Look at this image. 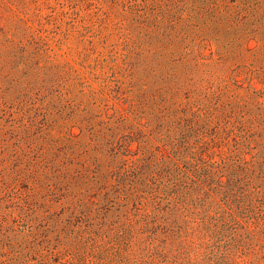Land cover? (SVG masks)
Masks as SVG:
<instances>
[{"label":"rangeland","instance_id":"obj_1","mask_svg":"<svg viewBox=\"0 0 264 264\" xmlns=\"http://www.w3.org/2000/svg\"><path fill=\"white\" fill-rule=\"evenodd\" d=\"M260 1L0 0V264H264Z\"/></svg>","mask_w":264,"mask_h":264},{"label":"trees","instance_id":"obj_2","mask_svg":"<svg viewBox=\"0 0 264 264\" xmlns=\"http://www.w3.org/2000/svg\"><path fill=\"white\" fill-rule=\"evenodd\" d=\"M181 12L178 13V15L173 13L169 19L171 21V26L174 28L176 26V20L178 21H190L191 19L197 18L198 20L202 17H208L211 20L212 24H216L218 26L221 25L223 22H228V25L232 24L234 26L238 25L239 16L242 15L240 9L237 10L236 7H231L229 4L224 3V0H191V3L189 5L184 4V0H181ZM260 0H243V4L247 6V9H250V6L252 4V8L254 7V12L257 10H260L261 3ZM154 9V7H153ZM172 11L171 8H168ZM186 12V13H185ZM166 14V12H163ZM174 20V21H173ZM188 24V23H187ZM175 25V26H173ZM186 25V24H185ZM180 30L177 32L176 36L173 38V41L175 43H179V36H183L185 38V30H184V24L177 25ZM176 31V30H174ZM180 47V44L178 45V48ZM183 57L181 56L180 59ZM183 61H186L184 58L179 63V66L181 64H184L185 67L183 69L187 68L188 66L186 63H182ZM245 127V124L243 125ZM245 129L243 132L245 139H253L255 140L259 135H255L250 132V127ZM256 146H251L250 148H255ZM209 179V178H208ZM193 179L191 180V186H193ZM222 184L223 181H220ZM184 185L183 187H185ZM190 201H194L192 195H190ZM206 198H209L207 196Z\"/></svg>","mask_w":264,"mask_h":264}]
</instances>
